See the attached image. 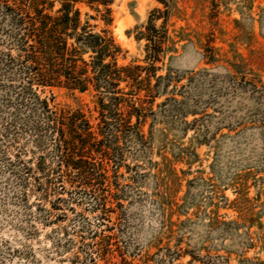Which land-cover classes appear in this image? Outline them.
I'll use <instances>...</instances> for the list:
<instances>
[{
  "label": "rangeland",
  "instance_id": "1",
  "mask_svg": "<svg viewBox=\"0 0 264 264\" xmlns=\"http://www.w3.org/2000/svg\"><path fill=\"white\" fill-rule=\"evenodd\" d=\"M171 3L167 21H153L167 38L150 81L154 100L138 108L139 123L132 117L118 141H108L106 219L96 194L49 173L58 152L47 138L35 146L29 125L16 142L0 137V264H76L60 250L65 237L84 240L89 251L93 232L112 233L137 264H264V0ZM110 7L118 63L144 65L145 41L134 36L162 5L113 0ZM81 10L84 21L88 9ZM0 43L6 49L4 35ZM11 70L0 66V133L13 113L28 112ZM37 93L96 114L93 93ZM41 154L51 177L47 199L61 184L68 191L56 208L37 186L46 173L25 169ZM49 217L61 220L45 226Z\"/></svg>",
  "mask_w": 264,
  "mask_h": 264
},
{
  "label": "trees",
  "instance_id": "2",
  "mask_svg": "<svg viewBox=\"0 0 264 264\" xmlns=\"http://www.w3.org/2000/svg\"><path fill=\"white\" fill-rule=\"evenodd\" d=\"M156 1L162 8L153 9L158 14L149 17L144 28L134 36L137 41H145L143 65L118 63L122 49L108 28L113 21L110 7L113 0H0V36L4 35L6 40V49H0V66L12 69L8 76L18 81L29 99L22 102L28 112L22 116L13 113L0 137L8 136L11 143L16 142L29 125L35 146L41 147L44 138L55 146L58 161L51 172L42 154L34 168L25 165L32 174L33 169L46 173L37 186L51 207L59 206L63 199L59 195L68 192L61 184L54 201L47 199L46 190L51 182L47 173L53 171L61 174V182L96 194V210L101 219H106L107 197L102 190L106 184H112L107 173L112 148L109 142L118 141L132 117L135 123L140 122L142 115L138 108L154 100L153 93H157L150 81L155 76L154 63L159 60L167 38L153 21L161 19L164 24L172 3L171 0ZM81 6L94 12L85 11L84 21ZM90 19L102 22L104 27L96 30V24H90ZM39 88L64 89L70 95L93 93L96 114L92 115L82 106L56 103L53 96L41 97L37 93ZM141 92L145 98L135 97V93ZM14 156L19 155L14 153ZM60 220L49 217L44 225L52 227ZM112 235L93 232L89 251L82 249L88 244L84 240L65 237L66 247L60 250L70 254L76 264H137L133 254L119 249Z\"/></svg>",
  "mask_w": 264,
  "mask_h": 264
}]
</instances>
